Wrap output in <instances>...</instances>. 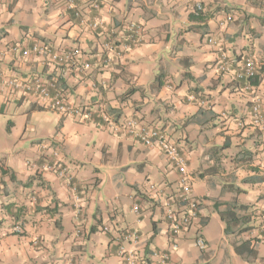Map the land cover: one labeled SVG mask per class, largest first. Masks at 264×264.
I'll return each mask as SVG.
<instances>
[{
  "label": "crops",
  "instance_id": "obj_1",
  "mask_svg": "<svg viewBox=\"0 0 264 264\" xmlns=\"http://www.w3.org/2000/svg\"><path fill=\"white\" fill-rule=\"evenodd\" d=\"M196 2L206 20H189ZM226 14L233 20L221 24ZM94 21L96 29L88 25ZM130 22L144 27L142 43L116 55L106 42L120 40ZM36 43L48 44L52 55L81 52L57 66L50 54H22ZM222 55L227 72L217 68ZM246 57L264 65V0H0V113H21L31 141L16 154L0 150V264H124L121 245L143 264H264V181L242 182L264 173V125L250 119L253 101L264 107V70L258 86L244 88L236 72ZM33 76L57 78L73 104L103 106L117 122L135 118L167 131L199 201L198 217L179 233L175 248L164 203L181 192V176L165 155L103 124L61 117L1 84ZM240 149L252 158L234 160ZM53 150L68 166L74 190L47 168ZM234 200L254 215L244 231L225 234L214 204ZM129 229L139 234L135 245L122 236ZM246 239L255 240L248 257L233 247Z\"/></svg>",
  "mask_w": 264,
  "mask_h": 264
},
{
  "label": "built area",
  "instance_id": "obj_2",
  "mask_svg": "<svg viewBox=\"0 0 264 264\" xmlns=\"http://www.w3.org/2000/svg\"><path fill=\"white\" fill-rule=\"evenodd\" d=\"M69 1L70 0H66ZM97 3L95 2L96 6ZM194 10L200 11L203 6L200 2H196L193 7ZM79 14H77L78 16ZM233 20L232 14H226L221 24L228 23ZM99 22H89L88 25L92 29H96ZM124 36L120 40L119 47L112 46V42L109 40L106 43V47L109 50L114 51L116 55H121L124 51L138 46L142 43L144 27L138 23L130 22L123 27ZM207 43L215 44L213 37L206 38ZM29 53L35 54H50L52 55L51 47L46 43H36L32 48H25L22 52L23 55ZM80 53L78 48H69L59 53H54L52 56L54 61L58 64H70L75 57ZM256 63L253 59L246 57L236 72V76L240 79L251 78L254 75ZM218 70L227 72L230 68V63L226 56H221L217 63ZM4 88L10 90V92L19 91L24 96H32L38 105L45 109L56 112L61 117H73L81 122L92 119L94 113L101 118L102 123L107 127L113 128L114 131H123L127 135L133 137L140 143L146 146H156L170 162L171 165L180 174L181 192L177 195V198L168 199L164 203L165 211L164 216L168 224V231L170 237V247L175 248L176 238L191 222L198 217L199 201L191 195V185L186 177V161L183 154L178 150L177 146L170 139L169 135L161 130L159 127L151 125L145 126L135 118H127L122 121H114L112 116L108 114L103 106L97 108V110L84 107L82 105L73 104L68 101L65 94L57 89L55 80H45L39 76H33L28 79H19L12 77L4 80L1 83ZM246 89H250V85L244 86ZM53 91V92H52ZM251 121L255 126L261 127L264 121V113L261 110L260 102L253 101L251 108ZM54 160L47 165L48 169L54 171L59 177H61L73 190L75 184L73 183V176L67 165L62 164L58 160L57 150L52 151ZM59 161V162H58ZM179 201L183 207L178 210L173 206V203ZM133 211L139 213V206L137 203L133 205ZM260 215L264 218V206L259 209ZM264 229V224L262 225ZM17 231L20 230L19 226H16ZM78 233V230H77ZM123 238L135 245L139 241V234L134 229L125 230L122 234ZM196 246L204 250L206 248V242L201 235L196 234L194 237ZM119 255L124 264H143V260L136 253L134 249H127L124 245L119 247ZM169 256V251L161 252V259L166 260Z\"/></svg>",
  "mask_w": 264,
  "mask_h": 264
},
{
  "label": "trees",
  "instance_id": "obj_3",
  "mask_svg": "<svg viewBox=\"0 0 264 264\" xmlns=\"http://www.w3.org/2000/svg\"><path fill=\"white\" fill-rule=\"evenodd\" d=\"M188 18H189L190 21L206 20L207 13L206 12L203 13L202 10L196 11V10L193 9L188 14ZM123 36H124V34L121 35L120 40H122ZM108 40H110L112 42L111 43L112 46L119 47V45H120L119 44L120 43L119 39H114V37L112 36V37L108 38ZM76 48H78V47H76ZM55 64L57 66L65 65V64H58L57 62H55ZM263 70H264V65H259V63H258V64H256V67H255V70H254V75L251 78L240 79L237 76H236V78L240 82V84H242L243 87L246 84H248V85H250V88H253V87H256V86H258L260 84L261 79H262L261 72ZM161 76H162V74L159 73L155 77V81L158 84H160V85L162 84V80L160 78ZM182 76L188 77L189 76V72L187 70H185L183 72ZM41 78L45 79V80H55L57 89H59L62 92L64 91L62 83L57 78H55V77H52V78H49V79H46L44 77H41ZM132 91H133V89L128 90L127 92L124 93V96L129 95V93H131ZM260 105H261V103H260ZM82 106H84V105H82ZM84 107H86V106H84ZM97 108H95L94 110H97ZM251 108H252V106H251ZM105 110H106V112L108 114H110L112 116V119L114 121H116L115 120L116 115H112L107 109H105ZM261 110L264 113V107L262 105H261ZM194 116L195 115H192L188 119L189 120L193 119ZM250 119H251V110H250ZM84 122H94V123H96L97 126H101L100 124H103L101 118L98 117L95 113H94L92 119H90L88 121H84ZM139 122L141 123V121H139ZM142 124L145 125V126L149 125V124H144V123H142ZM251 124H252V121H251ZM103 125H105V124H103ZM263 125H264V121H263ZM151 126L159 127L161 130H163V131H165L167 133V131L165 129L161 128L158 125H151ZM116 132H120V131H116ZM169 137H170V135H169ZM170 139L172 140L171 137H170ZM174 144L176 145L175 142H174ZM177 148H178V146H177ZM224 148H226L224 145L215 148V153H217V156H218V153H220ZM252 156H253V152L252 151L247 150V149H240L235 154L233 159L234 160L238 159V161H245V160H250L252 158ZM251 169L253 171H255L256 173L258 172V168L257 167H251ZM258 176L259 177H255V174L250 175V176H246V177H244L242 179V182H244V183H255V182L264 181V173H262V174H260ZM73 183H74V181H73ZM214 211L218 213L220 219L224 222V232H225V234H234V233H239L241 231H244L246 228H242V225L246 224L250 220V217H252L254 215V211L249 210V206L248 205L237 203L235 200L232 201V202L215 203L214 204ZM254 241H255L254 239H246V240H243V241H241L239 243L238 242L234 243L233 247H234L235 252L237 254H239L240 256L244 255L245 257H248L251 254H254L255 253L254 246H253L254 245Z\"/></svg>",
  "mask_w": 264,
  "mask_h": 264
},
{
  "label": "rangeland",
  "instance_id": "obj_4",
  "mask_svg": "<svg viewBox=\"0 0 264 264\" xmlns=\"http://www.w3.org/2000/svg\"><path fill=\"white\" fill-rule=\"evenodd\" d=\"M20 115L21 113H13L11 110L0 113V150L6 154L7 152L16 154L19 148L28 149L30 147L31 141L27 137L29 132L23 131L24 124L21 121L24 118H20ZM52 144L54 142L50 141V145Z\"/></svg>",
  "mask_w": 264,
  "mask_h": 264
}]
</instances>
